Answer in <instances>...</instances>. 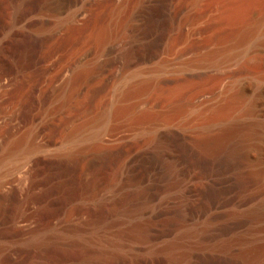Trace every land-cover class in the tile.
Here are the masks:
<instances>
[{"label":"rangeland","instance_id":"rangeland-1","mask_svg":"<svg viewBox=\"0 0 264 264\" xmlns=\"http://www.w3.org/2000/svg\"><path fill=\"white\" fill-rule=\"evenodd\" d=\"M20 1L0 0V264H264V0Z\"/></svg>","mask_w":264,"mask_h":264},{"label":"bare ground","instance_id":"bare-ground-1","mask_svg":"<svg viewBox=\"0 0 264 264\" xmlns=\"http://www.w3.org/2000/svg\"><path fill=\"white\" fill-rule=\"evenodd\" d=\"M56 0H21L19 4V12L22 14H27L28 12L34 10L35 8L38 9H45V8H52L53 6H55ZM18 12V13H19ZM264 30V22L260 23L257 26V29L255 31V33H257L256 38L260 37L262 35V31ZM27 38V37H26ZM247 41H249V39H247ZM26 47L30 48L29 50L32 51L33 49V42L31 38H27L25 41ZM24 44V45H25ZM245 46H242L241 48H244ZM33 48V49H32ZM32 49V50H31ZM28 50V51H29ZM33 53V52H32ZM229 52H226L224 54H222V58H226L229 54ZM126 56H130L131 52L129 50L126 51L125 53ZM132 90V89H131ZM129 93V92H128ZM131 93V92H130ZM127 94V93H126ZM124 96V95H123ZM109 115H106L105 119L107 121H109L108 118ZM226 124V123H225ZM217 125V124H216ZM229 128V127H227ZM207 130V129H206ZM226 130V127H225ZM224 130V131H225ZM98 133V132H97ZM96 133V134H97ZM156 134V133H155ZM210 134V133H209ZM211 135V134H210ZM170 139V138H169ZM215 139V138H214ZM213 143V142H212ZM245 143V142H244ZM206 144H208L206 142ZM152 153V152H151ZM150 154V158L152 161L157 162V164H159L161 166V168L165 169L166 172L168 173L169 177L172 180H175L174 184L172 185L173 187V191L176 193L177 195V202L174 204V206L171 207L172 210V214L174 215L175 218L178 219V221H180L181 223H187L191 220L194 219V216L192 215L193 213H191L192 210H190L188 202H186V189L185 187H183L181 184H179L177 182V178H178V170L177 168L174 166L172 160H169L170 155L167 153L166 150H162L160 152H153L152 154ZM149 157V156H148ZM154 163V162H153ZM185 171V170H184ZM164 172V170L162 171ZM163 174V173H162ZM161 175V174H160ZM167 177V176H166ZM188 188V187H187ZM189 194V193H188ZM132 195V194H131ZM146 196V195H145ZM159 196V195H158ZM191 197V196H190ZM187 198V197H186ZM96 199V198H95ZM154 200V199H153ZM168 200V199H167ZM151 202V201H150ZM164 202V201H163ZM173 202V201H172ZM190 202V200H189ZM170 203V201H169ZM165 213H171L168 211H165ZM175 225V223H174ZM178 225V224H177ZM229 227V226H227ZM230 228V227H229ZM89 262V261H88ZM87 263V262H86ZM90 264V263H88ZM96 264V263H95Z\"/></svg>","mask_w":264,"mask_h":264}]
</instances>
